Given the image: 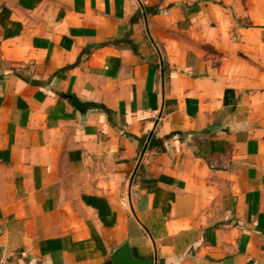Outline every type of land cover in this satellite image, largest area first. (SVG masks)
Wrapping results in <instances>:
<instances>
[{
    "label": "crops",
    "instance_id": "obj_1",
    "mask_svg": "<svg viewBox=\"0 0 264 264\" xmlns=\"http://www.w3.org/2000/svg\"><path fill=\"white\" fill-rule=\"evenodd\" d=\"M125 241L264 264V0H0V264Z\"/></svg>",
    "mask_w": 264,
    "mask_h": 264
},
{
    "label": "water",
    "instance_id": "obj_2",
    "mask_svg": "<svg viewBox=\"0 0 264 264\" xmlns=\"http://www.w3.org/2000/svg\"><path fill=\"white\" fill-rule=\"evenodd\" d=\"M159 56L160 52L155 46ZM161 69H162V63H161ZM72 105L75 107V109L78 110L79 113L82 115L85 114V112L91 108H94L95 105L90 101H81L77 97L72 98ZM148 141H146V144ZM132 181V179H131ZM130 181V183H131ZM131 205V202H130ZM111 260L113 264H157L156 259H153L151 257L149 258H137L133 255L132 249L130 247V244L128 241H125L121 246H119L117 249H115L111 255Z\"/></svg>",
    "mask_w": 264,
    "mask_h": 264
},
{
    "label": "trees",
    "instance_id": "obj_3",
    "mask_svg": "<svg viewBox=\"0 0 264 264\" xmlns=\"http://www.w3.org/2000/svg\"><path fill=\"white\" fill-rule=\"evenodd\" d=\"M145 11L148 12L149 8L145 7ZM162 62H163V73L166 72V65L164 64V58L162 57ZM146 141H148V143L146 144ZM158 139H155V137H153L152 135L147 137L146 139H143L141 142L143 143V145H147V146H152L156 143H158Z\"/></svg>",
    "mask_w": 264,
    "mask_h": 264
}]
</instances>
